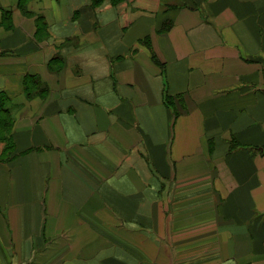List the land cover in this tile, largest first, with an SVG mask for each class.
Returning a JSON list of instances; mask_svg holds the SVG:
<instances>
[{
	"label": "crops",
	"instance_id": "1",
	"mask_svg": "<svg viewBox=\"0 0 264 264\" xmlns=\"http://www.w3.org/2000/svg\"><path fill=\"white\" fill-rule=\"evenodd\" d=\"M22 4L0 0V264H177L196 238L180 264H264V0Z\"/></svg>",
	"mask_w": 264,
	"mask_h": 264
},
{
	"label": "rangeland",
	"instance_id": "2",
	"mask_svg": "<svg viewBox=\"0 0 264 264\" xmlns=\"http://www.w3.org/2000/svg\"><path fill=\"white\" fill-rule=\"evenodd\" d=\"M5 107H6L7 110H10L9 104L5 105ZM8 134L9 133H7L6 136L1 137V140H2V142L5 143V145L7 144L6 143L7 142L6 139L8 137ZM198 240H199V238L198 239L196 238L194 240V242H192L189 245L188 244H177V245H174L172 253H173L174 258L176 259V263L177 264H180L182 262V260L184 258V255L186 257H188V258L189 257L192 258L193 256L198 255V253H200L201 250H202L201 247H203V246L205 247V251H208V250L210 251L212 249V248H209L208 245L206 246L205 244H202V242H198ZM189 251H194V253L193 254L192 253L187 254ZM182 253H183V256H182ZM191 262L192 261H189V264Z\"/></svg>",
	"mask_w": 264,
	"mask_h": 264
},
{
	"label": "trees",
	"instance_id": "3",
	"mask_svg": "<svg viewBox=\"0 0 264 264\" xmlns=\"http://www.w3.org/2000/svg\"><path fill=\"white\" fill-rule=\"evenodd\" d=\"M25 1V0H20V5H23L22 2ZM101 0H97V2H99ZM112 3H118V2H121L122 0H111ZM4 17L6 18H9L10 17V12L9 11H5ZM44 87L41 86V90H43ZM180 100L179 97H174L173 95L169 94V93H166L165 91V94H164V102L165 104L172 108L173 110V113H174V116L176 117L178 114H180V110L178 109V106H177V101ZM8 102H9V97L7 95L6 92H0V109H4L6 110V107L5 105H8ZM7 144H6V148H9V145L10 143L12 144L11 145V149L14 148V144L10 141V137H7ZM9 148V149H10Z\"/></svg>",
	"mask_w": 264,
	"mask_h": 264
}]
</instances>
